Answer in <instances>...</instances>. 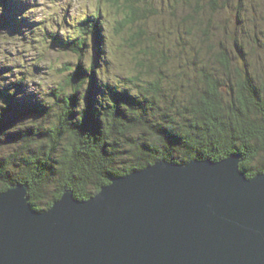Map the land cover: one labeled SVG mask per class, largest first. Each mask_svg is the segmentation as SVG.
Wrapping results in <instances>:
<instances>
[{
    "label": "trees",
    "instance_id": "16d2710c",
    "mask_svg": "<svg viewBox=\"0 0 264 264\" xmlns=\"http://www.w3.org/2000/svg\"><path fill=\"white\" fill-rule=\"evenodd\" d=\"M108 1L116 16L97 8L66 22L73 35L44 27L64 60L35 65L50 75L35 90L48 93L42 100L26 95L32 73L18 69L10 80L12 67H0V192L24 183L33 207L45 210L66 190L86 200L113 176L163 159L239 153L248 177L264 172V70L253 76L244 53L235 61L239 43L219 38L224 0H174L172 18L156 25L153 0ZM21 5L0 0V35ZM35 43L42 62L44 41Z\"/></svg>",
    "mask_w": 264,
    "mask_h": 264
},
{
    "label": "water",
    "instance_id": "95a60500",
    "mask_svg": "<svg viewBox=\"0 0 264 264\" xmlns=\"http://www.w3.org/2000/svg\"><path fill=\"white\" fill-rule=\"evenodd\" d=\"M241 160H159L46 210L14 184L0 192V264H264V172Z\"/></svg>",
    "mask_w": 264,
    "mask_h": 264
},
{
    "label": "rangeland",
    "instance_id": "374dc122",
    "mask_svg": "<svg viewBox=\"0 0 264 264\" xmlns=\"http://www.w3.org/2000/svg\"><path fill=\"white\" fill-rule=\"evenodd\" d=\"M153 2L160 14H158L157 19H152V24L156 25L162 19L170 20L172 18L174 0H153ZM110 4L111 2L108 0H26L23 9H18L17 7L12 13L8 11L11 15V22L12 17L15 22L19 19L21 25L25 24V29L22 26L12 29V26L9 25L7 31H5L6 34L0 35V67H5L6 69L12 67L9 71L2 69L6 71V78L10 80L14 79L13 74L17 73L18 69L32 73L33 75L30 77V86L27 88L26 95H31L36 99L42 100L40 97L46 96L48 93L41 91L38 94L35 90L37 89V85L43 87V80H46L50 75L33 71V69L37 68L40 69L38 71H41V68L35 65L39 64V66L44 68L42 69L44 71L50 64L60 65L64 59H62L59 50L49 47L46 48L48 51L45 60L42 62L37 61L38 58L35 55L38 52V43L33 44V40L37 38L41 31L39 28L49 29L48 26L46 28L43 26L50 22L55 24V26H61L60 28L69 30L71 27L66 25V22L75 23L77 19L92 14L97 8H100L103 13H108V16L111 18L116 13H114L115 10ZM202 4L207 7L205 2ZM187 7L186 5L184 8ZM218 10L216 18L218 22H221L222 27L219 38L229 48H231L235 41L239 43L241 46L240 50H237V54L233 53V55L236 54L238 57V55L242 56L244 53L250 72L253 76H257L259 69L264 70V0H224ZM176 11L182 14L179 6H177ZM238 16L239 19L237 18ZM104 29H107V26ZM111 29L112 27L109 28L110 36ZM91 54L92 52L90 51L89 55ZM252 54L254 56H251ZM238 58L239 61L237 60ZM238 58L235 60L236 63H240L241 58ZM22 61L24 62L22 63ZM26 95L20 96L18 101L27 99L28 96ZM4 152H9V149H6ZM119 176L116 175L113 178Z\"/></svg>",
    "mask_w": 264,
    "mask_h": 264
}]
</instances>
